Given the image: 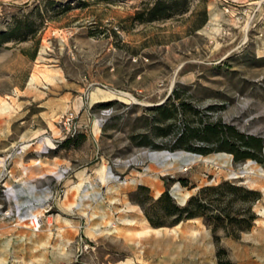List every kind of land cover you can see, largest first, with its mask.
<instances>
[{"label":"rangeland","instance_id":"374dc122","mask_svg":"<svg viewBox=\"0 0 264 264\" xmlns=\"http://www.w3.org/2000/svg\"><path fill=\"white\" fill-rule=\"evenodd\" d=\"M161 1L172 14L147 21L156 0H0V264H250L237 253L264 237V5ZM172 92L188 109L153 125ZM203 123L260 138V162L149 146ZM222 181L259 193L235 238L199 217L154 229L133 200L141 185L182 205Z\"/></svg>","mask_w":264,"mask_h":264},{"label":"trees","instance_id":"16d2710c","mask_svg":"<svg viewBox=\"0 0 264 264\" xmlns=\"http://www.w3.org/2000/svg\"><path fill=\"white\" fill-rule=\"evenodd\" d=\"M171 5L161 0H156L150 9L147 10V21L165 19L172 14ZM1 43L8 41L7 33H0ZM175 92L160 105L149 109L152 114V123L169 122L175 119L178 111H182L187 106L177 101ZM188 109V108H187ZM152 128L150 135H156V131L164 129ZM147 135V134H146ZM146 139L147 136H143ZM203 142L201 146H195L194 141ZM146 143V142H145ZM141 142V145H147ZM151 149H162L167 151L182 150L206 155L210 152L223 151L232 156V162H239L246 159H253L260 162L258 158L262 147L260 138L246 136L238 133L233 127L218 123H203L197 127H184L168 145H149ZM185 185V180H178ZM147 188L139 185L133 193V200L143 211L148 225L154 229L162 226H172L181 220L199 217L204 225L212 232L221 228L225 236L237 237L240 231L249 230L255 219V214L251 206L259 198V193L255 190L246 189L233 183L222 181L216 185H208L198 188L189 195L182 205H177L167 190L160 192L154 199L146 195ZM147 200L148 207H145ZM243 206V207H241ZM161 217H170L167 224L159 221ZM218 264H233L230 261H218Z\"/></svg>","mask_w":264,"mask_h":264},{"label":"crops","instance_id":"0c3cea01","mask_svg":"<svg viewBox=\"0 0 264 264\" xmlns=\"http://www.w3.org/2000/svg\"><path fill=\"white\" fill-rule=\"evenodd\" d=\"M247 3H252L253 0H245ZM23 164V162H22ZM27 164V163H24ZM48 165H57L58 164V159H54L52 161H48L47 163ZM89 179V176H85L82 175V181H87ZM36 180H41V178H34V179H30L29 181H36ZM108 179H106L107 181ZM69 181H78L77 176L73 173L70 176V180ZM69 184V183H68ZM84 198L82 197V200ZM130 225H123V228H128L130 229ZM161 228V227H160ZM159 228V229H160ZM263 233H264V227H261L260 229ZM154 231V230H152ZM247 244L243 245L242 247H240V251H238V255L240 254L241 256H244L247 260L250 261V264H259L260 260H264V237H258L255 236V238H251L250 240L246 241ZM138 245V243H134V246L136 247ZM134 261L131 260L130 263L125 262L124 261H118V262H108L107 264H133Z\"/></svg>","mask_w":264,"mask_h":264},{"label":"built area","instance_id":"2783aa9c","mask_svg":"<svg viewBox=\"0 0 264 264\" xmlns=\"http://www.w3.org/2000/svg\"><path fill=\"white\" fill-rule=\"evenodd\" d=\"M216 2H217V5H218L220 11L223 14H229L230 12H233V11L238 12L239 10H241V8H244L246 5L250 4V3L244 4V3L240 2L239 0H216ZM252 4L254 6L253 11L255 12V10L257 11V9L260 6L264 5V0H256V1L252 2ZM241 11H244V10H241ZM47 149H49V148L45 146V148H43L41 153L46 154ZM21 150H22V148H18V153L21 152ZM182 171L185 172L186 168H184ZM65 173H66L65 170L61 171V174H59V177L62 178Z\"/></svg>","mask_w":264,"mask_h":264},{"label":"bare ground","instance_id":"6f19581e","mask_svg":"<svg viewBox=\"0 0 264 264\" xmlns=\"http://www.w3.org/2000/svg\"><path fill=\"white\" fill-rule=\"evenodd\" d=\"M155 157L158 158V159H161L163 164H167L171 160L175 161V160H182L183 159L182 158V154H175V155H172V156H170V155H159L158 154ZM193 160H194V158L189 159L190 162L193 161Z\"/></svg>","mask_w":264,"mask_h":264},{"label":"water","instance_id":"95a60500","mask_svg":"<svg viewBox=\"0 0 264 264\" xmlns=\"http://www.w3.org/2000/svg\"><path fill=\"white\" fill-rule=\"evenodd\" d=\"M184 202V201H183Z\"/></svg>","mask_w":264,"mask_h":264}]
</instances>
